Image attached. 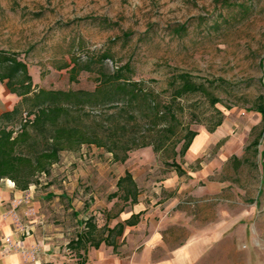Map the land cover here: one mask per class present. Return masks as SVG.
Here are the masks:
<instances>
[{"label": "rangeland", "instance_id": "374dc122", "mask_svg": "<svg viewBox=\"0 0 264 264\" xmlns=\"http://www.w3.org/2000/svg\"><path fill=\"white\" fill-rule=\"evenodd\" d=\"M233 1L223 7L214 0H0V50L25 61L36 86L93 89L96 72L82 70L70 80L71 60L107 50L112 54L107 68L130 64L132 78L144 80L163 101L170 100L168 83L178 72L211 81L221 100L211 106L199 93L180 98L183 125L197 131L184 156L175 157L186 171L182 175L170 165V149L139 147L122 163L94 145L82 146L72 159L62 152L60 163L32 188L34 201L45 198L39 210L60 227L62 247L71 237L66 233L75 234L90 215L101 225L121 208L128 212L132 204L110 198L117 178L128 170L145 205L181 200L202 223L216 218L218 209L219 225L240 233L231 240L235 253L231 249L225 258L222 249L223 264H264V126L251 110L264 95V0ZM242 2L251 7L246 14ZM181 23L187 33L177 37L171 29ZM17 100L0 81V111ZM215 108L224 117L210 132ZM57 197L54 206L46 204ZM66 247L60 264L77 260Z\"/></svg>", "mask_w": 264, "mask_h": 264}, {"label": "trees", "instance_id": "16d2710c", "mask_svg": "<svg viewBox=\"0 0 264 264\" xmlns=\"http://www.w3.org/2000/svg\"><path fill=\"white\" fill-rule=\"evenodd\" d=\"M214 2H220L223 7L235 5L233 0ZM239 7L245 14L251 9L245 2ZM171 32L181 37L187 33V25H174ZM128 34L125 32L124 36ZM106 59L112 60L107 50L84 61L71 60L70 80H75L82 70L96 72L93 89L45 88L33 84L27 63L16 53L0 50V81L18 97L11 108L0 112V181L8 179L22 191L37 187L41 176L50 175L62 152H77L84 145L103 149L110 153L113 162L120 163L131 150L139 147L151 146L155 152L170 149V165L177 174L186 173L175 157L184 156L197 131L183 125L179 116L183 106L179 101L183 96L199 93L214 106L221 100L209 87L213 83L195 81L186 72L174 73L168 83L172 88L170 100L163 101L160 92L144 80L132 78L130 64L109 69ZM251 110L260 114L264 126V95L256 98ZM214 113L217 118L207 126L210 132L224 117L219 109L215 108ZM177 144H180L178 149ZM256 144L257 139L251 143ZM113 197L125 203L137 202V183L128 170L117 178L116 189L110 195ZM138 217V213H133L113 227L107 222L98 226L92 215L87 217L81 229L67 242V248L77 259L73 264H84L82 252L89 246L98 247L104 242L115 248L124 227L135 224Z\"/></svg>", "mask_w": 264, "mask_h": 264}, {"label": "crops", "instance_id": "0c3cea01", "mask_svg": "<svg viewBox=\"0 0 264 264\" xmlns=\"http://www.w3.org/2000/svg\"><path fill=\"white\" fill-rule=\"evenodd\" d=\"M66 153L70 159L74 158L73 152ZM32 188L37 189L30 186L22 191L8 179L0 181V264H60L62 250L76 234L66 233L71 237L62 247L60 227L52 223L54 219L50 220L44 209L39 210L45 198L39 196L34 201ZM63 196V193L59 194L60 198ZM57 199L46 204L54 206ZM164 203L145 205L138 198L128 212L123 209L119 214L106 217L101 225L107 222L109 227H113L131 214H139L135 224L124 227L115 248L104 242L98 247H87L82 252L84 264H223L222 249L225 258L230 255L231 249L235 253L237 247L231 240L237 239L240 233H233L229 227L219 225L221 217L218 209L216 218L209 217L202 223L188 213L181 200ZM30 209L33 215L28 217ZM22 214H27V220ZM33 228L36 231L29 233V229Z\"/></svg>", "mask_w": 264, "mask_h": 264}]
</instances>
